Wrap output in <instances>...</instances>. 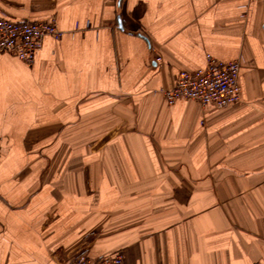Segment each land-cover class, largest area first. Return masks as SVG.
<instances>
[{"label": "crops", "instance_id": "1", "mask_svg": "<svg viewBox=\"0 0 264 264\" xmlns=\"http://www.w3.org/2000/svg\"><path fill=\"white\" fill-rule=\"evenodd\" d=\"M56 19L0 53V264H264V0H0ZM240 62L242 101L167 103L181 69Z\"/></svg>", "mask_w": 264, "mask_h": 264}, {"label": "built area", "instance_id": "2", "mask_svg": "<svg viewBox=\"0 0 264 264\" xmlns=\"http://www.w3.org/2000/svg\"><path fill=\"white\" fill-rule=\"evenodd\" d=\"M63 35L54 18L45 21L13 20L0 14V53L14 55L28 65L34 64L45 37L59 40ZM240 77L238 60L222 61L208 55L205 67L181 69L175 86L161 92L170 105L179 100H194L202 106L225 108L242 101ZM68 264H124V255L118 252L93 258L85 252H78Z\"/></svg>", "mask_w": 264, "mask_h": 264}]
</instances>
